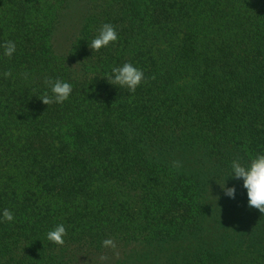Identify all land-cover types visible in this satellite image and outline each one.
Segmentation results:
<instances>
[{"label": "trees", "instance_id": "1", "mask_svg": "<svg viewBox=\"0 0 264 264\" xmlns=\"http://www.w3.org/2000/svg\"><path fill=\"white\" fill-rule=\"evenodd\" d=\"M47 1L35 21L33 2L0 0V210L15 217L0 264H104L105 239L139 244L133 264H264L260 212L222 243L201 238L209 180L264 152V0H88L63 54L52 17L68 0ZM106 22L118 39L93 52ZM125 62L144 73L132 93L104 78ZM49 78L72 84L64 103L42 101ZM58 223L62 245L46 239Z\"/></svg>", "mask_w": 264, "mask_h": 264}, {"label": "clouds", "instance_id": "2", "mask_svg": "<svg viewBox=\"0 0 264 264\" xmlns=\"http://www.w3.org/2000/svg\"><path fill=\"white\" fill-rule=\"evenodd\" d=\"M118 39V32L111 23H104L97 31V34L88 41L89 47L93 52L101 48L109 46ZM3 55L11 58L16 52V43L12 40L5 41L2 45ZM11 75L10 71H5L4 76ZM106 80L119 88H126L130 93L135 92L137 87L144 80L143 71L131 62H125L118 66H113L111 71L105 75ZM45 83L48 85L52 95H45L42 101L48 105L49 103H64L72 93V84L60 78L47 79ZM231 178L236 181H242V187L247 191L248 206L256 208L264 213V152L250 156L247 160L239 157L233 158L229 164ZM227 178V180H228ZM223 195L235 199L237 194V185L229 184L227 181L220 184ZM14 213L4 208L0 210V222H12ZM67 235L66 227L63 223L56 224L46 234V239L54 244L62 245L64 237ZM103 247H115L112 239L102 241Z\"/></svg>", "mask_w": 264, "mask_h": 264}, {"label": "rangeland", "instance_id": "3", "mask_svg": "<svg viewBox=\"0 0 264 264\" xmlns=\"http://www.w3.org/2000/svg\"><path fill=\"white\" fill-rule=\"evenodd\" d=\"M28 1L33 2V4L37 5L39 8V10L34 9L35 15L33 16L35 21L38 19L44 21V10L47 11L49 15L53 14L54 2L47 0ZM143 2H147V0H137L138 6H143ZM66 5L65 8L60 7L57 16L52 17L53 21H57V25L52 35L53 49L59 54L66 53L70 48V45L76 36L75 34L79 31L82 25L84 14L87 10H91V4L88 0H68V3L66 1ZM143 7H145V5ZM179 82L178 86H186L190 88V85H193L191 79L180 80ZM175 160L176 161L173 162L175 163V168H182L185 171L189 170L186 164L181 163L187 161L184 157L180 156ZM226 181L230 182L225 176L222 178V181H216V184L214 181L211 182V180H209L210 184H214V188L211 193V201L208 202L209 206L205 213V223L203 226L204 232L201 235V238L207 237L206 239L208 240L211 239L212 241H220L222 243L229 237L232 238V234H236L237 229L243 228L241 225L243 220H246V218H255L257 215L256 213L259 214L260 212L256 208L248 206L247 196H242L241 199L237 195L235 199H230L224 196L220 184H224ZM239 209L241 213L237 214L236 211ZM263 214L264 213H261V215ZM136 245L139 244L126 245L124 242H121L110 249V251L112 250L110 254L99 256V260L104 264H107L106 261L111 263L117 261L119 264H133V252L132 254H130V252L133 248H140Z\"/></svg>", "mask_w": 264, "mask_h": 264}]
</instances>
